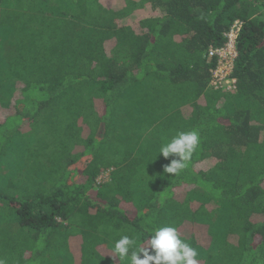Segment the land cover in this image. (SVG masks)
<instances>
[{"label": "trees", "instance_id": "obj_1", "mask_svg": "<svg viewBox=\"0 0 264 264\" xmlns=\"http://www.w3.org/2000/svg\"><path fill=\"white\" fill-rule=\"evenodd\" d=\"M0 264H264V0H0Z\"/></svg>", "mask_w": 264, "mask_h": 264}, {"label": "built area", "instance_id": "obj_2", "mask_svg": "<svg viewBox=\"0 0 264 264\" xmlns=\"http://www.w3.org/2000/svg\"><path fill=\"white\" fill-rule=\"evenodd\" d=\"M241 25L240 20H235L226 33V43L221 46H210L208 49V57L216 60V65L210 69V85L216 89L232 91L237 88V79L233 76V72L235 60L238 57L237 38ZM106 175L102 174L99 180Z\"/></svg>", "mask_w": 264, "mask_h": 264}, {"label": "rangeland", "instance_id": "obj_3", "mask_svg": "<svg viewBox=\"0 0 264 264\" xmlns=\"http://www.w3.org/2000/svg\"><path fill=\"white\" fill-rule=\"evenodd\" d=\"M9 158H11V157H9ZM104 179H106V176H104ZM102 181V180H101Z\"/></svg>", "mask_w": 264, "mask_h": 264}]
</instances>
